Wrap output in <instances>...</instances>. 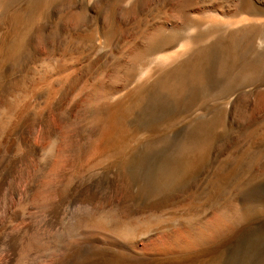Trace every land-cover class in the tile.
<instances>
[{"label":"rangeland","instance_id":"1","mask_svg":"<svg viewBox=\"0 0 264 264\" xmlns=\"http://www.w3.org/2000/svg\"><path fill=\"white\" fill-rule=\"evenodd\" d=\"M185 42L199 54L212 42L229 48L238 67L210 72L193 96L165 103L160 86L180 68L163 59ZM60 141L77 159L59 178L57 246L105 221L106 240L144 242L146 264H264V0H6L0 182L33 163L40 178ZM29 146L40 150L29 156ZM194 150L200 159L178 182L155 186ZM215 217L228 226L209 243L168 246ZM85 250L72 248L71 261L86 263Z\"/></svg>","mask_w":264,"mask_h":264},{"label":"bare ground","instance_id":"2","mask_svg":"<svg viewBox=\"0 0 264 264\" xmlns=\"http://www.w3.org/2000/svg\"><path fill=\"white\" fill-rule=\"evenodd\" d=\"M5 3L6 0H0V8H3ZM238 23L242 24L243 27L240 28V31H236V33L238 32L237 34L242 33V31L245 30V21L241 20ZM219 28H222V30L223 28L225 29L224 26ZM151 36L153 37V35ZM150 38L151 37L146 38V45L148 44L147 46L149 47L144 48L143 52H147L148 50H150L149 44L153 41V39L151 38V40ZM229 42V45L231 47V45H233L231 38ZM183 48L184 50L177 51L172 56H167L163 59V61L165 62V66L174 65L175 67V65L177 64L179 67H176L180 68H177L178 70L175 72V75L172 78L167 79L160 86L161 89L159 94H162V100H164L163 102L165 103L177 105L187 97L193 96L197 91L206 86L207 77H209L207 74H209L210 72L216 71L217 74L222 75L224 73L232 72L238 67V62L235 54L233 55V53L230 52L229 48H225L224 46L216 47L213 42L208 44L205 48V51L201 54L196 53L195 49L191 47L189 42H185ZM199 59H201V61ZM228 103L231 104V102ZM71 148L72 146L69 145L67 141H60L59 147H56V152L54 151L55 154L53 155V160L51 159L52 162L50 163V165L48 163L49 167L47 171L44 169V171L46 172L43 173L40 178L35 179V177H33L35 173L33 163L30 165V167L28 166L29 168L21 174H18L16 176L14 175L15 177H12L8 181L0 182V264H81L80 262H78V255L75 257L77 258V261H71V249L75 247H84L87 250H85V252L88 254V261L86 260L87 262L84 264H117L120 261L125 262V260L127 262H133L137 264H146L150 255L142 251L144 242L142 246L138 247L136 245L123 246L120 243L111 240L110 238L109 240H106L107 236H105L106 234H104V229H108V226H106V224L104 223L105 221H99V223H95L97 225H94L93 223L92 226L94 225L95 227H91V229H89L87 233L84 232L87 231L85 230V227H82L81 230L84 229V231H82V234L85 233L86 235L83 234L85 235L83 236L84 239H79V242H76L74 240L76 243H69L70 246L67 245L68 247H60L61 245H56L59 244L57 243L58 240L55 239L58 234H56L55 237L53 236L55 232H57V230L55 231L53 224L55 223L54 219L56 218V212L59 211L57 210V207L59 206L58 202L60 194L59 178L64 175V172L69 171L67 169H69L70 167L72 168V163H74L73 159H77L76 156L71 154L73 150ZM28 149L29 156H34V154L36 155L37 150H40L36 146H29ZM77 150L79 149L77 148ZM194 153L187 152L179 154V158L177 157L178 161L175 162L173 166L171 165L170 167H166L165 169H163L164 171H161V173L157 176L154 181L155 186L161 189L162 187H167L179 180V178H181L186 172L190 170L191 165L195 164V161L198 158L200 159V153H198V155L197 153H195L194 155ZM71 168L70 170H72ZM225 226L228 225L224 224V219H218L215 217L213 218L211 223L209 222V224L203 225L199 233H193L194 235H192V237L190 236V238L189 235L188 237L185 236V238H189L186 239V241H175V243H173L175 239L177 240V238H175L174 240L172 239V241H169V243L167 242V244H169L168 246H170V243H172L174 248H178L179 250L187 249L192 246L195 247V245L197 247V245L201 242L203 244L204 242L209 243V241L207 240H210L211 237H215L217 234L219 235L221 232L226 230L224 229ZM133 235H129L128 237H133ZM185 238H183V240H185ZM53 239H55L57 242H54ZM157 239L158 242H163L166 239V236L164 240L163 238ZM180 239H182V237L179 238V240ZM169 240L171 239L169 238ZM126 241H128V238ZM165 241L164 243H166ZM158 242L156 244L160 246L163 244H159ZM202 243L199 245H202ZM163 245L166 246V244ZM105 247L112 248L113 250L116 249L115 251L118 252H115L116 254L112 253L111 251L110 253H104L102 252V250L106 249ZM75 252V254H77V251ZM73 254L74 253H72V255ZM81 262L83 261L81 260Z\"/></svg>","mask_w":264,"mask_h":264}]
</instances>
